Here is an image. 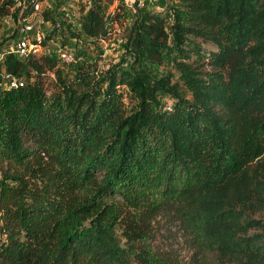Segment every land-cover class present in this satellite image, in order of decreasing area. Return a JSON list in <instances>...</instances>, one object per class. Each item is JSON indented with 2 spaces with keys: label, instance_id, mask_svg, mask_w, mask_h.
I'll use <instances>...</instances> for the list:
<instances>
[{
  "label": "trees",
  "instance_id": "1",
  "mask_svg": "<svg viewBox=\"0 0 264 264\" xmlns=\"http://www.w3.org/2000/svg\"><path fill=\"white\" fill-rule=\"evenodd\" d=\"M44 1L0 0V26ZM116 1L82 4L94 45L124 29ZM170 2L124 29L136 63L107 85L99 60L69 76L45 53L0 63V264H169L147 229L164 211L202 264H264V0Z\"/></svg>",
  "mask_w": 264,
  "mask_h": 264
},
{
  "label": "rangeland",
  "instance_id": "2",
  "mask_svg": "<svg viewBox=\"0 0 264 264\" xmlns=\"http://www.w3.org/2000/svg\"><path fill=\"white\" fill-rule=\"evenodd\" d=\"M39 4V12L30 20L47 34L61 22V27L55 29L53 38L45 42L44 53L55 56L58 65L66 76H69L77 68L81 59L99 60V68L106 78L113 73L120 72L125 68H131L137 59L136 51L131 41L124 33L125 28L134 26L136 21H141L148 9H155L160 12H170V0H153L149 3L147 11H139L131 8L125 10L123 27L116 25L118 30L113 37L98 45L91 43V40L81 32V6L86 0H47ZM47 3L49 6L47 7ZM122 0H117L115 4L108 7V12L116 9ZM124 3V2H123ZM43 9L53 13L52 19L47 20L42 13ZM65 19V23H62ZM26 21H12L7 18L0 26V49L11 50L22 36L17 31L23 27ZM120 28V29H119ZM32 37V36H31ZM187 48L192 51L194 57H200L204 49L209 46L199 42L198 39L188 41ZM67 52L72 54L73 60L64 59L61 54ZM199 54V55H197ZM145 70L155 79H161L166 75H173L178 78V72L169 60L162 63H154L149 59L143 62ZM108 78L105 84H108ZM161 101H165L164 95L160 94ZM130 106L135 104L133 96L127 98ZM2 172L0 170V178ZM152 232L154 250L165 258L169 264H202L205 256L197 250L188 232L184 229L179 217L175 212L164 211L158 214L152 223L147 227ZM120 236H124L122 229L118 230Z\"/></svg>",
  "mask_w": 264,
  "mask_h": 264
},
{
  "label": "built area",
  "instance_id": "3",
  "mask_svg": "<svg viewBox=\"0 0 264 264\" xmlns=\"http://www.w3.org/2000/svg\"><path fill=\"white\" fill-rule=\"evenodd\" d=\"M45 1L48 2L47 0ZM152 1L153 0H123L126 9L131 8L139 11L146 10L149 3ZM39 4L37 5L38 11ZM48 6L49 3H47V7ZM32 17L24 19V21H26L24 26L19 28V34L22 36V39L13 49H11L12 52L18 57H26L28 55H40L44 53V41L48 37V34L45 31H42L40 26H37L36 23L30 22ZM56 27H61V22H58ZM11 50L8 51L6 49H0V63L3 62V60L5 59L7 54L10 53ZM61 56L66 60H73V56L70 53L63 52ZM9 82L12 87L17 86L19 84V81L16 78H11Z\"/></svg>",
  "mask_w": 264,
  "mask_h": 264
}]
</instances>
